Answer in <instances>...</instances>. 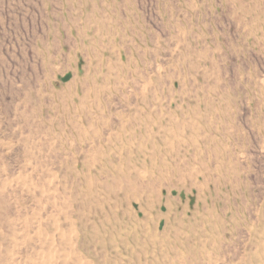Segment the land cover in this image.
Instances as JSON below:
<instances>
[{
  "label": "rangeland",
  "instance_id": "374dc122",
  "mask_svg": "<svg viewBox=\"0 0 264 264\" xmlns=\"http://www.w3.org/2000/svg\"><path fill=\"white\" fill-rule=\"evenodd\" d=\"M0 264H264V0H0Z\"/></svg>",
  "mask_w": 264,
  "mask_h": 264
}]
</instances>
